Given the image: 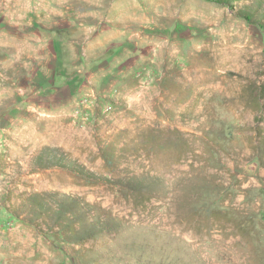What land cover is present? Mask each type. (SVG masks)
I'll return each mask as SVG.
<instances>
[{"label":"rangeland","instance_id":"374dc122","mask_svg":"<svg viewBox=\"0 0 264 264\" xmlns=\"http://www.w3.org/2000/svg\"><path fill=\"white\" fill-rule=\"evenodd\" d=\"M0 264H264V0H0Z\"/></svg>","mask_w":264,"mask_h":264},{"label":"crops","instance_id":"0c3cea01","mask_svg":"<svg viewBox=\"0 0 264 264\" xmlns=\"http://www.w3.org/2000/svg\"><path fill=\"white\" fill-rule=\"evenodd\" d=\"M71 22V21H70ZM107 23V25L105 24ZM89 28H82L81 26H77L76 30L77 32H94L96 33H100L101 35V40H99V44L98 42L96 43L95 41H93L92 39L88 38L87 36H83V40L80 41H76V39H72L71 37L69 39H59V43H58V49L60 50L61 53H65L68 54V50L71 49H77L79 48V51L77 53L85 55V51L82 50H86V49H95L94 52H89L90 54L93 55H98V56H106L108 52H110L111 50H113L114 48H121L122 45L121 41H125L124 40H120V42L116 41L115 39H108V40H104L105 39V34H109L110 31H112V26L109 22H107L106 20L104 21H100L98 23H89ZM115 30V29H113ZM72 34V33H71ZM123 36V35H122ZM59 38V37H58ZM94 42V43H93ZM120 43V45H119ZM71 53V52H69ZM53 82V80H52Z\"/></svg>","mask_w":264,"mask_h":264},{"label":"trees","instance_id":"16d2710c","mask_svg":"<svg viewBox=\"0 0 264 264\" xmlns=\"http://www.w3.org/2000/svg\"><path fill=\"white\" fill-rule=\"evenodd\" d=\"M242 14H243V16H244L246 19H249V17H248V16H249V13H248V12L245 11V12H243Z\"/></svg>","mask_w":264,"mask_h":264}]
</instances>
